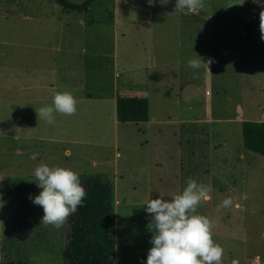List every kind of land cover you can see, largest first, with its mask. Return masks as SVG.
<instances>
[{
	"label": "rangeland",
	"instance_id": "obj_1",
	"mask_svg": "<svg viewBox=\"0 0 264 264\" xmlns=\"http://www.w3.org/2000/svg\"><path fill=\"white\" fill-rule=\"evenodd\" d=\"M174 5L93 0L78 12L0 0V264H64L66 221L40 223L42 207L29 198L41 163L120 185L115 264H143L145 202L178 194L188 178L209 187L195 212L211 221L221 263L264 264V156L243 147L240 122L264 120V5L201 0L189 14ZM197 55L212 62L188 67ZM116 89L146 95L160 124H116ZM58 91L76 110L53 112L49 124L35 110ZM225 197L232 205L218 208Z\"/></svg>",
	"mask_w": 264,
	"mask_h": 264
},
{
	"label": "clouds",
	"instance_id": "obj_2",
	"mask_svg": "<svg viewBox=\"0 0 264 264\" xmlns=\"http://www.w3.org/2000/svg\"><path fill=\"white\" fill-rule=\"evenodd\" d=\"M264 5V0H253ZM149 5L153 0H147ZM166 4L168 0H156ZM201 0H175L174 9L184 14L198 12ZM260 39L264 41V7L259 12ZM210 63L197 55L186 61L188 67L198 69L203 63ZM208 68V67H207ZM209 71V69H208ZM75 99L68 91L54 92L51 105L35 110L45 122H53V112L70 115L75 112ZM36 153L30 154L35 159ZM34 182L40 189L35 196H29L33 204L42 207L40 223L60 228L66 218L83 205L85 189L78 173L61 166L49 167L38 164L33 171ZM209 199V187L188 178L186 186L168 199L157 196L148 199L144 212L150 214L148 224L151 247L147 250L143 264H221L222 248L211 238V221L195 212L201 201ZM231 197H225L217 205L227 208L232 205Z\"/></svg>",
	"mask_w": 264,
	"mask_h": 264
},
{
	"label": "trees",
	"instance_id": "obj_3",
	"mask_svg": "<svg viewBox=\"0 0 264 264\" xmlns=\"http://www.w3.org/2000/svg\"><path fill=\"white\" fill-rule=\"evenodd\" d=\"M54 1L66 9L80 12L86 11L93 0L81 3ZM115 118L118 122L147 121V96L117 89ZM241 136L245 149L264 156V120H242ZM78 175L86 195L83 205L66 218L64 264H115L114 184L101 173Z\"/></svg>",
	"mask_w": 264,
	"mask_h": 264
},
{
	"label": "crops",
	"instance_id": "obj_4",
	"mask_svg": "<svg viewBox=\"0 0 264 264\" xmlns=\"http://www.w3.org/2000/svg\"><path fill=\"white\" fill-rule=\"evenodd\" d=\"M147 1V0H146ZM169 1V0H168ZM220 1V0H219ZM148 4V3H147ZM167 4L168 3H166V4H159V3H156V0H153V4L152 5H149L150 6V9L151 8H153L155 5H161L158 9L159 10H161L160 8H163L162 10H166V9H164V8H166V7H168L167 6ZM156 7V6H155ZM208 14H209V12H208ZM142 44H143V42H142ZM145 46V45H144ZM141 66H139V67H137V66H135V68H140ZM132 70H133V68H132ZM117 90V89H116ZM115 90V91H116ZM139 90V89H138ZM115 91H114V93H115ZM209 91V90H208ZM148 98V97H147ZM114 101H115V94H114ZM116 119V118H115ZM243 120H245V119H243ZM117 120H115L114 122H116ZM242 121V120H241ZM240 121V122H241ZM143 123H145V124H147V125H152V124H160L159 123V117H158V115L156 114V112H153L152 114H151V102H150V100H149V98H148V120L147 121H145V122H143ZM116 124H118V122H116ZM120 188V185L119 184H115V186H114V204H116L117 202H118V197H117V192H118V189ZM182 188V187H181ZM121 189V188H120ZM217 191H220V189L219 188H215Z\"/></svg>",
	"mask_w": 264,
	"mask_h": 264
}]
</instances>
